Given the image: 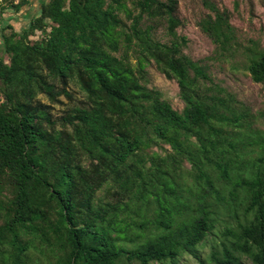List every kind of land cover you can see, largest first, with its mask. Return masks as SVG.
<instances>
[{
  "label": "trees",
  "instance_id": "16d2710c",
  "mask_svg": "<svg viewBox=\"0 0 264 264\" xmlns=\"http://www.w3.org/2000/svg\"><path fill=\"white\" fill-rule=\"evenodd\" d=\"M194 1L198 59L180 0H43L0 27V264H264V107L212 70L264 84V45Z\"/></svg>",
  "mask_w": 264,
  "mask_h": 264
},
{
  "label": "rangeland",
  "instance_id": "374dc122",
  "mask_svg": "<svg viewBox=\"0 0 264 264\" xmlns=\"http://www.w3.org/2000/svg\"><path fill=\"white\" fill-rule=\"evenodd\" d=\"M43 0H30V3L18 13L8 10L3 13L0 20V27L7 22L19 26H26L28 20L39 11V3ZM220 7L227 8L231 13V23L238 32L246 37L259 39L264 45V0H237L238 5L234 7V0H214ZM181 14L186 18V24L179 29L187 39L185 51L194 59L202 58L211 53L213 43L199 30L195 24L196 16L201 8L194 0H180ZM11 16V18H8ZM35 38V37H34ZM224 69L213 67V75L217 80L223 82L228 88L235 92L237 97L244 101L253 112L264 107V84L253 82L250 77L241 71L233 73L227 64ZM149 85L159 89L165 98L169 99L177 108L181 107L178 99V87L174 80L166 79L160 74L154 64L148 67ZM76 89V88H75ZM75 95L81 97V93L75 90ZM64 101H66L64 99ZM60 111L64 105H57ZM191 264L195 262L190 259ZM247 264H250L247 262Z\"/></svg>",
  "mask_w": 264,
  "mask_h": 264
}]
</instances>
